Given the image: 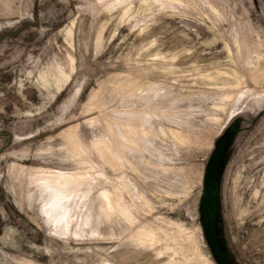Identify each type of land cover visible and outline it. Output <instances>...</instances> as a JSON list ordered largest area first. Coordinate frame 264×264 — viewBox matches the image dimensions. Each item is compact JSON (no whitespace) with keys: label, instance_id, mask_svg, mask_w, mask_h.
<instances>
[{"label":"rangeland","instance_id":"374dc122","mask_svg":"<svg viewBox=\"0 0 264 264\" xmlns=\"http://www.w3.org/2000/svg\"><path fill=\"white\" fill-rule=\"evenodd\" d=\"M0 264H264V0H0Z\"/></svg>","mask_w":264,"mask_h":264},{"label":"water","instance_id":"95a60500","mask_svg":"<svg viewBox=\"0 0 264 264\" xmlns=\"http://www.w3.org/2000/svg\"><path fill=\"white\" fill-rule=\"evenodd\" d=\"M218 157V151H215L208 163H207V168H206V174H205V180H204V188H203V198H202V211L206 214L205 215V220L203 223L204 229L206 231V235L207 238L210 240L211 244L213 245V247L215 248V241L214 238L212 236V223H211V219L208 217V211L211 208L212 210V206H213V170H214V166L216 164V160Z\"/></svg>","mask_w":264,"mask_h":264}]
</instances>
